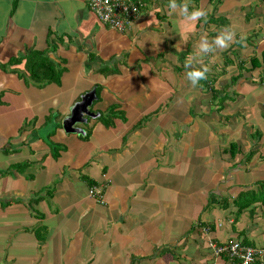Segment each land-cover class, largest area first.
<instances>
[{
	"label": "crops",
	"instance_id": "obj_1",
	"mask_svg": "<svg viewBox=\"0 0 264 264\" xmlns=\"http://www.w3.org/2000/svg\"><path fill=\"white\" fill-rule=\"evenodd\" d=\"M87 2L0 0V264H239L210 238L264 249V0H189L208 18L183 36L169 0H143L123 31ZM228 27L245 43L205 56L193 87L185 58ZM38 54L53 80L27 76Z\"/></svg>",
	"mask_w": 264,
	"mask_h": 264
},
{
	"label": "built area",
	"instance_id": "obj_2",
	"mask_svg": "<svg viewBox=\"0 0 264 264\" xmlns=\"http://www.w3.org/2000/svg\"><path fill=\"white\" fill-rule=\"evenodd\" d=\"M143 0H88V9L105 25L123 31L143 8ZM105 17H108L105 19ZM100 188L90 190V194L99 197ZM97 197V198H98ZM205 229L208 230L207 226ZM208 246L214 255H224L239 264H262L264 249L244 244L240 240L215 242L208 240Z\"/></svg>",
	"mask_w": 264,
	"mask_h": 264
},
{
	"label": "clouds",
	"instance_id": "obj_3",
	"mask_svg": "<svg viewBox=\"0 0 264 264\" xmlns=\"http://www.w3.org/2000/svg\"><path fill=\"white\" fill-rule=\"evenodd\" d=\"M169 14H178L182 18L179 23V31L181 36L186 32L195 30V22L204 20L207 22L208 11L204 8H194L189 11V0H169L168 3ZM108 17H105L107 19ZM183 21H190L193 23H184ZM247 37L241 34L239 40L236 39V32L233 28L228 27L222 30L211 41L206 35L202 36L196 46V52L185 58L184 68L187 70V79L191 82L193 87L200 85L201 81L208 78V73L211 68L204 63V57L210 54H215L217 51L227 50L233 43L244 44ZM246 46V45H245Z\"/></svg>",
	"mask_w": 264,
	"mask_h": 264
},
{
	"label": "trees",
	"instance_id": "obj_4",
	"mask_svg": "<svg viewBox=\"0 0 264 264\" xmlns=\"http://www.w3.org/2000/svg\"><path fill=\"white\" fill-rule=\"evenodd\" d=\"M211 1H217V0H211ZM27 60V65L25 68V72L27 73V76L29 78H34V79H45V81H49V80H53L54 76L52 77H48L46 71L39 69V67L44 66V64L42 63L43 60H47V58L45 57L44 54H38L37 57L35 58H31ZM253 64H255V61H252ZM45 68V66H44ZM53 148H58L57 146H53ZM205 226H207L208 230L205 229ZM203 234L207 235L206 238L208 237V235L210 234V232H212L213 230V226L212 225H202L201 227ZM208 240H214V239H208ZM216 242V241H215ZM220 243V242H218ZM253 264H259L258 262H254Z\"/></svg>",
	"mask_w": 264,
	"mask_h": 264
},
{
	"label": "water",
	"instance_id": "obj_5",
	"mask_svg": "<svg viewBox=\"0 0 264 264\" xmlns=\"http://www.w3.org/2000/svg\"><path fill=\"white\" fill-rule=\"evenodd\" d=\"M90 95H91V93H89L88 95H86L85 99H87V97H89ZM83 103H85L84 98H83V100H82L81 102L75 103L74 109H71V114H70V116L67 117V118H65V120H64V126H65V127H66V124H67L68 122H70L72 119H74V118H73V117H74L73 114L75 113V111L77 110L78 107L82 106Z\"/></svg>",
	"mask_w": 264,
	"mask_h": 264
}]
</instances>
